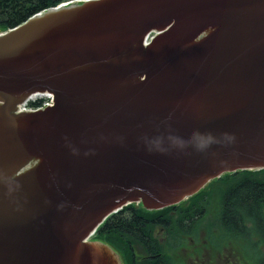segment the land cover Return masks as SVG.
I'll use <instances>...</instances> for the list:
<instances>
[{
    "label": "water",
    "instance_id": "water-1",
    "mask_svg": "<svg viewBox=\"0 0 264 264\" xmlns=\"http://www.w3.org/2000/svg\"><path fill=\"white\" fill-rule=\"evenodd\" d=\"M262 169L264 0H85L0 34V264H121L88 240L109 216Z\"/></svg>",
    "mask_w": 264,
    "mask_h": 264
},
{
    "label": "trees",
    "instance_id": "trees-1",
    "mask_svg": "<svg viewBox=\"0 0 264 264\" xmlns=\"http://www.w3.org/2000/svg\"><path fill=\"white\" fill-rule=\"evenodd\" d=\"M56 5V2H52V7ZM29 16L22 19L19 23ZM16 25L0 24V29L6 30ZM190 202L191 205H185ZM175 208H200L210 210L213 213V218H210L207 224L204 222V218L200 219L201 227L206 231L205 240L207 247L208 249L211 247L215 249L213 258L207 264H225L223 259L219 258L217 254H223L224 257L228 256L226 249L229 246V242L237 252L238 260L240 259L241 249H239L238 244L242 241L241 227L244 221L247 222L248 227L249 264H264V169L256 171L243 170L224 174L222 177L211 181L200 192L190 197L187 202L159 211H148L141 205L138 207L135 204H130L123 210L140 209L142 215H144L141 222L136 223V230L135 232L133 231L135 238L128 234L125 227L121 226L123 221L120 219L122 223H120L119 227L108 223L102 232L94 236V239H100L113 246L116 244L120 248L119 250L125 251L124 259L127 264H136L137 259L142 257V255L134 253L131 249L130 245L136 243L141 244L145 253L146 250L147 252L151 250L153 253L161 252L157 261L166 260V256L170 259L169 252L164 251L163 246L156 243L154 248H152L147 243L149 238L153 240L154 224L146 216L151 219L159 215H165ZM180 216L181 218L184 217L183 214ZM128 231L130 232V230ZM170 247L176 249L173 244Z\"/></svg>",
    "mask_w": 264,
    "mask_h": 264
},
{
    "label": "flooded vegetation",
    "instance_id": "flooded-vegetation-1",
    "mask_svg": "<svg viewBox=\"0 0 264 264\" xmlns=\"http://www.w3.org/2000/svg\"><path fill=\"white\" fill-rule=\"evenodd\" d=\"M83 1L85 0L0 1V24L16 25L25 17L29 15L31 16L40 10L52 7V2H56L57 5H70ZM0 31H2V29H0ZM184 202H187V200L181 202L180 204ZM185 205H191V202ZM181 214L184 215L183 218H181ZM143 217L144 215H142V211L140 209L122 210L119 213L109 216L104 221V223L100 225L97 234L99 232H102L108 223L119 227L120 223H122L120 222L121 219L123 221L121 226L125 227L128 234L132 235L135 238L136 236H134L133 234L136 230V223L141 222ZM146 218H148V220H150L154 224V231L152 233L153 240L149 238L147 240V243L150 244L152 248H154V244H160V246H163L164 251L169 252L171 258L169 259L166 256V260L162 262L157 261L161 252L153 253V251L151 250L148 252L146 250V254L141 247V244L136 243L138 245H130L134 253L136 252L142 255L141 258L137 259L136 264H207L209 263L208 261L213 258L215 249L213 247L208 249L207 242L205 240L206 231L201 227L200 222V219L204 218V222L207 224L208 220L210 218H213V213L210 210L200 208H175L173 210H170V212L165 215H159L151 219L149 216H146ZM185 224L187 225L185 226ZM241 229V257L238 260L237 252L232 248L231 243H229V246L226 249V253L228 256L224 257L223 254H217L219 258L223 259L225 264H248V227L246 221H244ZM128 230H130V232ZM171 244H173L176 249L170 247ZM108 245L114 251H116L121 260V264H127L126 260L124 259L125 251L119 250L120 248L116 244L115 246L111 244ZM135 248L137 249L134 251Z\"/></svg>",
    "mask_w": 264,
    "mask_h": 264
},
{
    "label": "built area",
    "instance_id": "built-area-1",
    "mask_svg": "<svg viewBox=\"0 0 264 264\" xmlns=\"http://www.w3.org/2000/svg\"><path fill=\"white\" fill-rule=\"evenodd\" d=\"M53 102V99L51 97L45 99V101L42 103L41 107H45L48 105H51ZM29 108V102H25L22 106L21 109L22 110H27Z\"/></svg>",
    "mask_w": 264,
    "mask_h": 264
},
{
    "label": "rangeland",
    "instance_id": "rangeland-1",
    "mask_svg": "<svg viewBox=\"0 0 264 264\" xmlns=\"http://www.w3.org/2000/svg\"><path fill=\"white\" fill-rule=\"evenodd\" d=\"M238 247H239V249H241V243H240V244H238ZM248 264H249V261H248Z\"/></svg>",
    "mask_w": 264,
    "mask_h": 264
},
{
    "label": "bare ground",
    "instance_id": "bare-ground-1",
    "mask_svg": "<svg viewBox=\"0 0 264 264\" xmlns=\"http://www.w3.org/2000/svg\"><path fill=\"white\" fill-rule=\"evenodd\" d=\"M230 243V242H229Z\"/></svg>",
    "mask_w": 264,
    "mask_h": 264
}]
</instances>
